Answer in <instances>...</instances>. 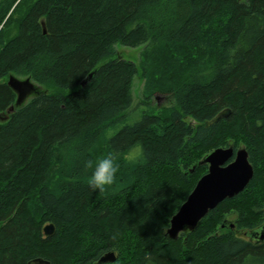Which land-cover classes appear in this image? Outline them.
<instances>
[{
  "label": "trees",
  "instance_id": "16d2710c",
  "mask_svg": "<svg viewBox=\"0 0 264 264\" xmlns=\"http://www.w3.org/2000/svg\"><path fill=\"white\" fill-rule=\"evenodd\" d=\"M118 44L144 46L147 108L132 123L139 66ZM11 74L38 90L0 120V264H264L246 235L264 225V0H0V113L16 102ZM157 93L172 105L150 107ZM230 145L247 148L251 182L172 239L199 162ZM108 152L116 183L93 190L86 162Z\"/></svg>",
  "mask_w": 264,
  "mask_h": 264
},
{
  "label": "water",
  "instance_id": "95a60500",
  "mask_svg": "<svg viewBox=\"0 0 264 264\" xmlns=\"http://www.w3.org/2000/svg\"><path fill=\"white\" fill-rule=\"evenodd\" d=\"M43 26L44 33H47L45 22H43ZM92 76L93 73L85 78L82 81V86H85ZM8 85L15 91L17 98L15 104L11 105L7 112L0 113L1 121L8 120L9 114L15 110V107L22 105L29 96L38 90V85L31 77L20 78L14 74L9 76ZM230 113L231 109L225 108L212 120L207 121V125L222 117L229 116ZM199 164L207 165L208 171L198 180L185 202L172 216L167 230L172 239H178L182 233L193 231L199 222L222 201L243 192L254 177V167L249 160L246 147L238 149H235L233 145L217 147L206 154ZM54 231L55 225L53 223L44 226V232L47 236L53 234ZM246 235L256 242H264V225L254 231L246 232ZM117 258V253L110 250L104 253L98 262H114ZM29 264L52 263L50 260L37 257Z\"/></svg>",
  "mask_w": 264,
  "mask_h": 264
},
{
  "label": "rangeland",
  "instance_id": "374dc122",
  "mask_svg": "<svg viewBox=\"0 0 264 264\" xmlns=\"http://www.w3.org/2000/svg\"><path fill=\"white\" fill-rule=\"evenodd\" d=\"M16 32V28L12 27V33ZM144 46H138V47H129V46H124L121 44L116 45V55H122L124 58L133 60L136 62V64L139 66V73L134 77L133 80V85H132V92H133V104L130 109L127 110L128 113V120L126 121L127 123H132L136 119H138L141 116V113L145 108H147V105L143 103L145 100L144 98V93H145V78L142 73V69L140 67V56L141 52L143 50ZM20 78H25V77H20ZM43 87H41L42 89ZM33 95L29 96V99H31ZM150 107L151 106H157V107H164L168 105H172V99L164 94H159L157 93L153 99H151ZM189 121L192 123H196L195 120L189 118ZM124 123H119L117 126L111 128L109 130V134H113L116 131H118ZM139 149V152L142 151L140 146H137L132 150V154H135L136 150Z\"/></svg>",
  "mask_w": 264,
  "mask_h": 264
},
{
  "label": "clouds",
  "instance_id": "9594fccd",
  "mask_svg": "<svg viewBox=\"0 0 264 264\" xmlns=\"http://www.w3.org/2000/svg\"><path fill=\"white\" fill-rule=\"evenodd\" d=\"M129 163H136L140 159L139 149L135 154L131 152L125 157ZM86 167L92 169L87 179L88 186L93 190L105 191L115 185L120 169L119 154L108 152L86 162Z\"/></svg>",
  "mask_w": 264,
  "mask_h": 264
}]
</instances>
